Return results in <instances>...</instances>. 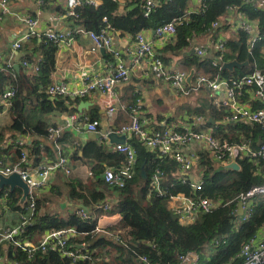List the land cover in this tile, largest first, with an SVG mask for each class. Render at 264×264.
Listing matches in <instances>:
<instances>
[{"label":"trees","instance_id":"trees-1","mask_svg":"<svg viewBox=\"0 0 264 264\" xmlns=\"http://www.w3.org/2000/svg\"><path fill=\"white\" fill-rule=\"evenodd\" d=\"M44 8L55 4V8L62 14L66 8L59 7L57 0H41ZM129 1V0H128ZM143 0L128 2L131 8L121 10L119 0H99L97 4L82 3L75 8V14L67 19L75 26L86 30H99L106 25L103 20L108 18L115 31L135 35L142 30H155L160 25L170 21L184 18L178 24V33L174 41L170 42L163 51L165 62L169 58L165 53L170 50L175 53L182 52L189 44V40L202 32L209 31L212 23L219 20L230 6H238L248 19L257 20L260 39L250 48V35L245 30H238L234 38L226 41V51L223 60L247 64L233 70L219 68L210 61L198 55H187L185 69L196 66L206 76L214 78L241 76L264 69V9L243 0H210L206 7L199 11L189 12L190 0H159L156 8L146 16L142 8ZM37 45L35 53L43 54L40 61V74L37 79H50L52 68L55 65L57 45L45 37H34ZM22 59L32 62L31 55L27 52ZM6 65V64H5ZM18 73L14 67L3 69L0 67V96L9 87H16V94L12 99L11 114L13 123L7 130L17 133L28 131L38 134H48L46 124L41 119L38 124L29 129L25 125V108L31 96L43 98L41 114L54 110L73 112L81 101L80 98H66L69 106L64 102H57L54 106L47 99V93L39 92L35 81L31 80L23 71ZM47 94V95H46ZM62 97V96H60ZM259 106V103L254 104ZM89 119H100L102 114L99 109L93 108ZM128 111V109H126ZM206 117L204 127L197 128L212 130L214 136L221 140L241 141L245 137H253L254 146H258V137L264 139V128L259 124L243 122H229L220 124L228 114L226 107L217 108L212 101L206 107L194 111ZM126 118V123H128ZM2 131V135H3ZM241 134L243 137H241ZM0 135V159L15 152V159L20 155V148L14 144V139L5 146ZM62 140V137L60 138ZM137 150L136 173L124 188L110 187L103 175L107 162L108 166H117L124 162L125 156L119 151L109 148L99 139H90L72 155L75 160H82L90 166L91 177L87 182L71 178L65 182L66 193L70 200L76 204L83 203L87 217H83L77 207L75 210L51 208L55 198L64 197L65 191L59 186H52L46 195L37 196L36 211L33 219L25 231V238L37 243L49 230H60L70 226L75 227L80 233L85 234L75 242L76 248L88 255L75 263L61 255L58 250L38 251L32 257L27 251L13 242L0 244V253L4 256V264H180L181 256L189 252L204 253L198 264H240L239 256L245 241L251 238L264 226V196L255 197V209L252 217L241 220L238 215V198L253 186L264 184V175L261 168L264 164L256 163L249 158L239 160L240 169L234 170L225 165H217L210 154L203 148L198 151L199 159L193 173L199 176L204 184L201 189L195 190L189 181H184L180 174L179 164L168 156L150 151L138 136L128 140ZM42 154L40 146L31 147V160L38 162ZM34 162V163H35ZM145 170V175L142 174ZM155 176L160 179V184L165 192L158 196L154 191L153 181ZM8 186L4 187L7 189ZM1 190V192L4 191ZM199 195L217 202L214 209L209 212L200 211L194 220H182L174 212L170 203L172 195ZM22 191L9 190L8 215L2 219V227L14 226L21 222L22 216L29 213L27 203H21ZM106 205L108 207L106 208ZM121 214L122 220L107 229L110 234L96 233V227L101 215ZM120 230L124 239L123 243L115 240L114 232ZM103 233V232H102ZM218 240V242H216ZM83 244V245H81ZM209 251V254L207 253ZM146 257L148 262L144 261Z\"/></svg>","mask_w":264,"mask_h":264},{"label":"built area","instance_id":"built-area-1","mask_svg":"<svg viewBox=\"0 0 264 264\" xmlns=\"http://www.w3.org/2000/svg\"><path fill=\"white\" fill-rule=\"evenodd\" d=\"M39 1L42 2L41 0ZM98 1L67 0V12L63 15L67 18L69 15L75 14V8L83 2L95 5ZM158 1L143 0L142 8L146 16L156 8ZM207 1L210 0H202V8L206 7ZM243 1L257 5V0ZM0 9L2 18L13 16L26 25L25 34L13 44L15 50L20 49L23 42L33 36L45 37L55 44H61L70 42L76 33H87L92 41L91 51L100 52L105 50L108 54V67L104 72H85L82 76L81 87H70L63 81L50 83L45 89L49 95H57L70 99L85 98L98 93L113 96L116 85L129 82L132 78V67L126 62L127 53L132 57L134 64H142V71L145 77L170 83L174 89L184 95H189L192 92L206 88L215 94L213 98L215 106L227 108L228 114L225 115L226 120L237 123L249 122L259 124L264 128V69H257L252 73L241 76L226 78L217 75L211 78L196 70L190 72L189 70L167 65L162 55L156 51L155 40L163 47L174 41L178 33L177 26L184 21V18H179L176 21H170L157 27L154 30L155 39L146 35L147 30L139 31L135 34L128 48L123 50L115 44V30L108 22L107 17L103 18L106 25L99 30H86L81 26H75L69 31L58 32L42 30V20L39 16L23 14L14 10L9 0H0ZM229 9H233L238 16V30H245L250 35V48H252L260 39L259 28L252 25V20L248 19L246 14L239 10L238 6H230ZM220 25V21L216 20L212 23V28H218ZM212 47L214 50H212L210 56H208L207 47L199 48L198 56L210 61L214 66L222 68L224 63L223 56L226 51V40L218 38L216 44ZM20 61L21 66L26 72L36 74L41 69L40 63H34L27 59H21ZM11 67H13V63L9 62L6 68ZM2 68L6 69L5 67ZM191 75L193 76L189 79ZM249 89L252 90L254 99L258 101L259 106L255 107L251 102L242 101L244 92ZM220 92H224V97L219 96L218 93ZM15 94L16 87L9 86L0 96L3 105L11 107ZM128 109L131 115L130 122L122 124L117 129L112 130V132H116L118 135L127 136L126 142L114 144V149L125 156L124 162L117 166L107 167L103 175L105 182L112 188L118 190L124 188L135 176L138 159L137 150L128 141L133 136H138L150 151L158 152L161 156H168L178 162L180 174L184 177V181H189L195 190L201 189L204 184V181L193 173L199 159L198 151L200 148L205 149L217 165L226 166L235 161L239 163V160L244 158H249L256 163L264 164V140L257 147L254 146V139L251 136L245 137L241 141L221 140L213 135L211 129H197L203 127L205 118L202 115H197L193 119L190 118L184 124L175 123L157 127L150 126L142 113V97H137ZM116 111V106L111 104L107 110V115L113 116ZM101 125V119H87L85 129L89 132H97ZM49 131L55 138L56 155L54 159L34 163L31 160V147L33 145L27 136H21L14 141V144L21 150L15 162L5 164L0 159V174L9 176L17 172L29 185L26 200L24 202L20 200L21 203H27L29 213L23 215L21 222L17 225L0 226V244L9 241L13 242L27 251L30 257L38 251L58 250L62 256L70 258L75 263L80 259H86L88 257V255L81 252L74 245L77 239L85 235L80 233L75 227L70 226L60 230H49L37 243L25 238L27 225L31 223L36 211L39 189L45 186L58 170H63L68 175L72 172L70 153L69 151L66 152V149L60 141L63 130L50 126ZM109 131L111 130L109 129ZM106 137L109 139L107 135ZM153 187L158 196L165 195L160 184V179L157 176L154 178ZM2 189L4 188H0V213L7 211L9 207L10 188L8 187L1 192ZM256 196H264V184L253 186L246 193H242L239 196L238 201L242 202L243 208V215H240L241 220L245 221L252 217L255 209ZM169 200L174 212L182 220L187 219L189 221L194 220L198 212H209L217 205L216 201L199 195H172ZM107 207L108 205H106ZM236 210L238 212V208ZM78 212L83 217H87L84 208L80 207ZM260 229L244 242L239 254L242 258L240 264H264V237L259 238ZM95 232L110 234L99 226L96 227ZM114 238L120 243L124 242L120 230L114 232ZM190 256H195L197 264L201 256L205 258V255L202 253L189 252L180 257V264H184ZM143 260L148 262L146 257ZM3 262L4 256L0 253V264Z\"/></svg>","mask_w":264,"mask_h":264},{"label":"crops","instance_id":"crops-1","mask_svg":"<svg viewBox=\"0 0 264 264\" xmlns=\"http://www.w3.org/2000/svg\"><path fill=\"white\" fill-rule=\"evenodd\" d=\"M67 0H57L56 4L59 7L66 8ZM121 4V10L125 7L126 9L131 8L130 1L133 0H119ZM12 8L23 14H30L39 16L42 20L41 28L42 30H53L58 32H64L71 30L73 24L64 17V15L55 8V4L47 5L44 8L43 4L39 0H9ZM258 7L264 9V0H257ZM202 8V0H190L189 2V12L199 11ZM237 14L233 9H229L220 19V26L218 28H212L209 31L199 33L194 35L190 41L188 46L182 51L175 53L173 51L168 50L165 55L169 58L168 62H165L167 65L172 67H179L185 69L186 60L184 58L187 55H198V49L202 47H207L208 56L211 55L213 49V45L216 44L218 38H223L224 40H228L230 38H234L238 32V22H237ZM252 25L258 28V21L252 20ZM26 32L25 23L19 21L13 16H6L2 18V12L0 9V67H7L9 62H12L13 65L17 62V58L21 56L17 51L23 53L24 58L26 53L28 52L31 55L32 62L39 63L44 60V56L41 53H35L37 49V45L34 42V37H30L25 40L22 44V47L18 50H15L13 44L20 39ZM146 35L155 39L154 30H147ZM115 36V44L125 50L132 43L134 36L131 33H124L122 31H114ZM39 41L41 37H38ZM91 38L87 33H76L74 38L70 42H64L57 45V51L55 56V65L52 68L50 79H45L44 81L41 79H37L39 77L40 71L36 74H32L30 72H26L23 70L26 75L30 77L31 80L35 81L36 87L39 89V92L45 91L46 86L50 83L63 81L66 82L70 87H81L82 86V76L85 72L93 73V72H104L108 67V54L102 51L100 52H92L91 51ZM169 44V43H168ZM167 44V45H168ZM166 45L163 47L159 44L157 40H155V48L156 51L162 55ZM164 59V58H163ZM165 61V60H164ZM126 62L130 64L132 67V78L129 82L120 83L116 85L114 95L107 94H94L89 97L80 98V100L89 101L88 108H84L82 112L75 109L73 112L54 110L50 113L41 114L40 109L43 106L41 103L43 98H38L36 96H31L27 101V106L25 108V125L29 129H33L41 119L46 124V130L49 127H58L63 130L62 132V140L61 143L63 147L66 149V152L69 151L71 162L70 166L72 172L68 175L63 170H58L53 177L49 180V182L39 189L38 195H46L50 192L52 186H59L64 191L67 189L65 182L71 178L80 179L83 182H87L91 177L90 166L84 163L82 160H75L72 158L73 153L76 149H80L82 145H85L88 140L84 141L81 133H86L85 122L89 119V116L94 111L93 108L99 109V113L102 114L101 120L104 117H107L108 120V128L112 131L115 128L117 129L120 125L125 124L126 118H128V122L131 120V115L129 112V106L136 100L137 97H142L143 99V115L148 121L150 126H162L164 124H184L189 121L190 118H195L197 114L194 111L203 107H205L207 103L212 101L215 94L208 89H200L197 93L190 94L194 95V97L190 95H184L180 93L178 90L174 89V87L170 83H166L163 81H158L153 78H147L143 75L142 64L136 65L132 62V57L126 53ZM21 63V61H20ZM6 64V65H5ZM24 69V68H23ZM42 69V68H41ZM22 70V69H21ZM190 72L192 70H196L200 72V70L196 66H191L189 69ZM201 73V72H200ZM46 92V91H45ZM47 93V92H46ZM48 94V93H47ZM46 94V95H47ZM220 97H224V92L218 93ZM190 96V97H188ZM57 97V99L55 98ZM47 99L52 101L53 105L56 106L57 102H67L65 97H60L57 95H47ZM242 101L251 102L253 105L258 103L254 99L253 92L251 89L245 91L242 96ZM68 103V102H67ZM80 103V102H79ZM162 103L168 105L169 109H171L170 114L165 111H161L160 106ZM111 104H114L117 108V111L113 116L107 115V110ZM191 105V106H190ZM194 106V108H192ZM215 106V105H214ZM186 108L181 117H178V111L180 109ZM217 107V106H216ZM10 106L3 105L0 99V135L3 136L1 138L6 144L5 146H9L11 141H14L21 136H27L29 141L34 144L40 146L42 154L38 156L39 161L35 163H41L42 161L52 160L55 158V138L53 134H38L32 133L28 131L27 133H17L14 134L13 131L7 130L13 123V117L11 114ZM220 108V107H217ZM128 109V111L126 110ZM193 109V111L189 110ZM192 112V113H190ZM189 113V114H188ZM191 114V115H190ZM203 116V115H202ZM205 118L204 125L207 120ZM234 121H218L220 124H225ZM237 123V122H236ZM103 128L100 127L99 131ZM210 129V128H208ZM3 135H2V131ZM98 132V131H97ZM241 137L243 135L241 134ZM258 143L260 144L264 139L263 137L257 138ZM99 141L103 142L109 148L114 149V144L111 143L110 139H107L106 135L99 139ZM258 144V145H259ZM196 146V144H195ZM15 152L12 153L6 152L3 156L5 159V164H11L16 161L14 158ZM103 165L107 167V162H103ZM264 175V167L261 168ZM20 189V188H16ZM21 190V189H20ZM22 191V190H21ZM66 193V191H65ZM80 204V203H79ZM79 204H76L74 201L70 200L68 194L66 193L64 197L55 198L51 208H61L63 210H75L79 207ZM8 210L0 213V226L2 225V219L7 217ZM122 220V215L117 213L113 215L103 214L100 216L98 221V226L102 229H107L118 224ZM7 227V226H6ZM102 235L105 233L100 232ZM259 238L264 237V226L259 231ZM204 254V253H203ZM209 251L207 250V253ZM205 255V254H204ZM206 256V255H205ZM1 264H4L1 263ZM184 264H197L195 256H190Z\"/></svg>","mask_w":264,"mask_h":264},{"label":"water","instance_id":"water-1","mask_svg":"<svg viewBox=\"0 0 264 264\" xmlns=\"http://www.w3.org/2000/svg\"><path fill=\"white\" fill-rule=\"evenodd\" d=\"M102 52L105 53V50H102ZM17 53L21 54V56L17 58V62L13 65V67L16 70V72L19 73L21 71L20 60L23 57V53L20 51H17ZM245 64H247V62L241 63V62H238L237 60L227 61V62L223 63L222 68L233 70L234 68L242 67ZM192 76L193 75H191L189 79H191ZM55 98L57 99V97H55ZM63 101L65 102V100H63ZM66 104L69 106V104L67 102H66ZM89 104H90L89 101L82 100V101H80V103L78 105H74V108H76L78 111L82 112L84 108H88ZM101 127L103 129L98 131V132L87 131L86 133H81L82 137L84 138V141H86L87 139H100V138L104 137L105 135H107L109 137L111 143H124V142H126V138H127L126 135H118L116 132L109 131L107 117H104L102 119ZM226 167L234 169V170L240 169V165L236 161L227 164ZM145 173H146L145 170L142 169V174L145 175ZM6 186H8L11 191L15 190L17 187L20 188L22 190L21 201L24 202L26 200V197H27L28 192H29V185L27 184L26 181H24L22 179V177L19 173L14 172L9 176H5L3 174H0V188H4ZM79 207H82L85 210L87 209V206H85L83 203H80ZM238 215L239 216L243 215V208H242V202L241 201L238 202Z\"/></svg>","mask_w":264,"mask_h":264},{"label":"rangeland","instance_id":"rangeland-1","mask_svg":"<svg viewBox=\"0 0 264 264\" xmlns=\"http://www.w3.org/2000/svg\"><path fill=\"white\" fill-rule=\"evenodd\" d=\"M194 93H197V92H192V93H190V94H194ZM189 94V95H190ZM190 96H192V97H194V95H190ZM190 96H188V97H190ZM160 106V109H161V111H165L166 113H169L170 114V110L171 109H169V107H168V105H166V104H164V103H162L161 105H159ZM191 106V105H190ZM192 108H194V106H192ZM186 110V108L184 107L183 109H180L179 111H178V117H181V115L183 114V112H187V111H185ZM189 110H191V109H189ZM191 111H193V109L191 110ZM190 113H192V112H190ZM189 114V113H188ZM191 115V114H190ZM194 172L195 173H197L195 170H194Z\"/></svg>","mask_w":264,"mask_h":264}]
</instances>
